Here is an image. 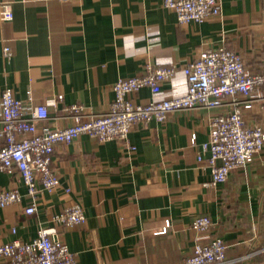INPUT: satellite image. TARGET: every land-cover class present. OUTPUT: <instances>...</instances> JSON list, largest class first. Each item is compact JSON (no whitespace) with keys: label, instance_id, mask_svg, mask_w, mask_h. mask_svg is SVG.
<instances>
[{"label":"crops","instance_id":"0c3cea01","mask_svg":"<svg viewBox=\"0 0 264 264\" xmlns=\"http://www.w3.org/2000/svg\"><path fill=\"white\" fill-rule=\"evenodd\" d=\"M220 2V18L180 24L164 0H0L14 16L0 21V104L9 88L23 102L48 107L46 126L74 125L70 106L82 105L85 115L107 111L113 86L148 65L178 72L160 93L143 88L132 95L136 103L183 97L182 67L220 46L239 54L251 73L263 72L264 0ZM220 111L184 110L163 123L136 124L129 135L134 151L88 136L58 145L52 168L61 186L39 196L33 215L24 211L31 202L22 180L0 172V192L17 189L23 196L21 204L0 209V245L36 238L56 214L80 202L86 223L59 228L57 236L81 264H183L199 237L191 228L198 216L211 219L209 237L225 242L226 264H264V151L211 186V155L203 146ZM245 120L264 125V100Z\"/></svg>","mask_w":264,"mask_h":264},{"label":"built area","instance_id":"2783aa9c","mask_svg":"<svg viewBox=\"0 0 264 264\" xmlns=\"http://www.w3.org/2000/svg\"><path fill=\"white\" fill-rule=\"evenodd\" d=\"M163 7L175 12L180 24L203 23L222 15L220 0H164ZM13 17L11 4L1 3L0 21L9 22ZM3 56L6 60L11 58L9 46L4 47ZM182 71L188 83L183 97L136 103L132 95L143 88L158 94L162 85L178 72L175 66L148 65L142 75L120 79L113 86L115 99L107 111L85 115L82 105L70 106L66 111L75 118V124L70 126H46L50 119L46 105L33 106L16 98L12 89H6L0 104V139L3 140L0 172L22 180L31 202L25 213L35 214L39 196L53 193L61 186L60 177L52 168L58 145L88 136L99 142L116 141L134 151L129 135L136 124L152 120L163 123L174 112L198 108L221 110L211 118L209 140L203 146L211 155L207 159L212 169L211 186L225 183L233 172L247 168L264 151V125L247 124L245 120V114L264 100V71L251 73L243 58L225 46L204 50ZM198 160L204 158L199 156ZM22 200L17 189L4 190L0 192V209L21 204ZM52 223L51 227H41L37 237L28 242L15 240L1 244L0 264H81L77 254L57 236L59 228L72 229L86 223L81 203L76 202L56 214ZM212 227L208 216L195 218L191 228L199 237L183 264L227 263L225 242L208 236Z\"/></svg>","mask_w":264,"mask_h":264}]
</instances>
